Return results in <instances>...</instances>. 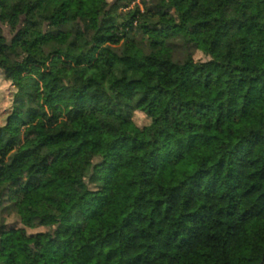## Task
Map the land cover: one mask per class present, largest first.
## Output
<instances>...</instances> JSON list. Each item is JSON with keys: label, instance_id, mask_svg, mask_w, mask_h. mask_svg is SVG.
<instances>
[{"label": "trees", "instance_id": "16d2710c", "mask_svg": "<svg viewBox=\"0 0 264 264\" xmlns=\"http://www.w3.org/2000/svg\"><path fill=\"white\" fill-rule=\"evenodd\" d=\"M136 1L0 0V264H264V0Z\"/></svg>", "mask_w": 264, "mask_h": 264}, {"label": "rangeland", "instance_id": "374dc122", "mask_svg": "<svg viewBox=\"0 0 264 264\" xmlns=\"http://www.w3.org/2000/svg\"><path fill=\"white\" fill-rule=\"evenodd\" d=\"M140 0H137L136 3H139ZM135 2H132L131 6H133ZM126 9V7H123ZM6 33L8 35H11V31L9 29L6 30ZM169 55V52L167 50L162 51L159 54V58H167ZM197 56L201 57V54H197ZM13 85L9 81H6L4 79V73L0 70V114L2 112H5L11 105L12 100V90ZM162 96L161 91H155L151 94V97L149 101L143 106L141 110H137L134 115L135 122L142 126L148 122V114H155L158 113L159 108L157 106V101L159 97ZM5 105H8L5 107ZM0 117H3V115H0ZM3 122V119L0 120V123ZM135 127H132V130H134ZM7 222L14 226H21L19 221L16 220L15 216H9L7 218ZM45 228H40L39 230H44ZM29 232H35V230H29Z\"/></svg>", "mask_w": 264, "mask_h": 264}, {"label": "clouds", "instance_id": "9594fccd", "mask_svg": "<svg viewBox=\"0 0 264 264\" xmlns=\"http://www.w3.org/2000/svg\"><path fill=\"white\" fill-rule=\"evenodd\" d=\"M196 59H197V60H199V59H200V57H199V56H197V57H196ZM7 106H8V105H5V107H7ZM2 119H3V117H0V120H2Z\"/></svg>", "mask_w": 264, "mask_h": 264}]
</instances>
